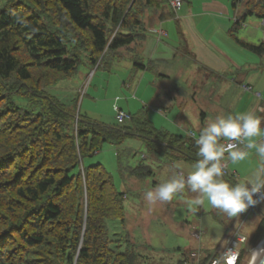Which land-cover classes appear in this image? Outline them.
Instances as JSON below:
<instances>
[{
  "label": "trees",
  "instance_id": "16d2710c",
  "mask_svg": "<svg viewBox=\"0 0 264 264\" xmlns=\"http://www.w3.org/2000/svg\"><path fill=\"white\" fill-rule=\"evenodd\" d=\"M154 14L173 17L169 0H0V264H141L128 235L122 239L108 226L112 219L124 224V194L102 164L80 166L81 159L103 143L139 138L153 154L195 163V141L156 129L142 114L105 124L47 89L81 64L107 66L121 51L146 68L134 50ZM249 15L264 18V0H244L234 30ZM233 38L264 53V42ZM120 172L153 175L142 161ZM263 233L264 215L252 238L245 234L235 264H244L247 247Z\"/></svg>",
  "mask_w": 264,
  "mask_h": 264
},
{
  "label": "rangeland",
  "instance_id": "374dc122",
  "mask_svg": "<svg viewBox=\"0 0 264 264\" xmlns=\"http://www.w3.org/2000/svg\"><path fill=\"white\" fill-rule=\"evenodd\" d=\"M241 10L242 5L239 7V12ZM201 21L205 25L207 24L206 20ZM216 22L212 20L210 25L215 28ZM261 24L260 18L249 15L236 34L242 39L258 44L264 40V35L259 29ZM207 35L210 36L211 32ZM234 49L236 50L234 53L230 52L237 57L242 66L241 71L236 68H231V70L233 74H236H234L235 76H238V79L244 80L243 83L251 84L253 93L242 91L231 83V87L219 100L218 97L209 96L211 87L221 84L218 82L219 78H222L224 82L228 80L225 79V76L216 77L218 79L216 83L208 76L206 79L210 81L211 85L209 82L205 84L203 80H199L200 77H198L192 62L183 56L176 59L170 58L166 62H151V65L154 66H151L150 70L146 72L141 88L148 78L155 77L156 81L153 86L160 91L159 100L161 101L158 100V102H148L152 98H148L149 95L147 96L141 89L136 93L135 90H129L122 85L123 81L132 83L135 80L138 83V76L126 70L127 66L131 67L132 64L128 57L120 59L110 57L107 60L109 64L106 67L102 65L97 70L86 64H81L73 77L62 79L47 90L64 102L75 99L76 107L80 113L105 124L115 122L113 106L135 112L143 106L140 101H145L147 103L144 106V113L141 112V114L143 113L147 118H153L156 127L186 135V129L199 131L217 115H236L252 111L259 116L257 111L261 108L259 105L261 97L264 98V57H259L240 47L234 46ZM138 55L147 63L146 51L143 54L138 53ZM204 59L208 63L210 62L209 64L213 67H220L224 64L225 66L221 67L229 68L224 61L216 65V62L219 63L216 57L210 56ZM203 60L199 61L203 62ZM231 73L229 74L231 75ZM160 74H166L169 78L166 80ZM194 76H197V81H194ZM192 83L193 86H191ZM164 84L170 86V94H166L168 89H162ZM195 85H197L196 89H192ZM256 92L261 96L255 95ZM164 96L167 99L162 101ZM192 97L194 101H192ZM135 101L140 104L133 106ZM161 102H164L165 105L169 103L171 106V109L170 107L164 109L166 116L161 115L158 111L161 109L159 106ZM198 110H202L206 114L202 125ZM179 114H182L179 118L184 123L181 130L176 128L177 124L174 122ZM185 117L187 118L186 122ZM139 161L151 165L152 176L138 180L120 172L121 167H134ZM97 163L102 164L110 173L116 190L125 196L123 200L125 222L122 225L120 220H109V229L111 232H116V236L122 237V239L123 236L128 235L129 240L133 242V248L140 254L141 264H183L181 261L185 251L211 249L213 252L222 246V241L221 243L219 241L223 235L228 234L235 226H239L242 233L252 238L254 229L263 218L264 199H261L256 204L257 206L249 207L237 217L229 218L220 210L212 208L207 200L202 205L191 204L190 201L196 199V194L189 191L187 187L183 192L175 194L171 201L149 203L145 199L146 191L153 190L159 183L170 179L177 173L182 172L187 175L191 171L193 163L186 160L171 161L164 155L153 154L147 149L146 144L137 138H126L120 145L103 143L96 153L83 156L80 166ZM262 166H264V161L252 150L246 159L235 164L229 162L228 168L230 171H234L238 180H242L251 176ZM217 218H221L227 223L230 221L231 227L226 228V225H223L224 223H221ZM200 232H203L204 235L202 234L198 240L193 233L199 234ZM263 239L264 233L258 238L255 237L256 241L247 247L248 255H245L244 264H248L249 249L258 246ZM222 248L223 246L219 250Z\"/></svg>",
  "mask_w": 264,
  "mask_h": 264
},
{
  "label": "crops",
  "instance_id": "0c3cea01",
  "mask_svg": "<svg viewBox=\"0 0 264 264\" xmlns=\"http://www.w3.org/2000/svg\"><path fill=\"white\" fill-rule=\"evenodd\" d=\"M239 7L234 8L232 0H182L180 8L176 12H174L173 17L166 18L163 20H159L156 14L149 17L148 18L149 25L147 27L146 37L143 41H141L135 46V50H134L139 58L138 60L141 61V63H143L144 65H146V68L141 69L135 66V64L133 63L132 53H126V51H121L120 53H118V54H122L120 57H117L118 59L128 57L130 61L132 62L131 67L127 66L126 68L127 72H131L132 74H135L138 76L137 78L138 83L135 80L132 83H128V81H123L122 85H124L129 90H132V89L135 90L136 93L141 89V91L145 92L147 96L149 95L148 98L149 97L152 98V100L148 102H152V101L158 102L160 91L153 86V84H155V81H156L155 77H152V79L148 78L147 82L141 88L143 78L145 77L146 72L150 70L151 66H154V65H151V62H155V61L166 62L170 58L176 59L177 57L183 56L192 62V65L195 67V71L198 77H200L199 80L200 81L203 80L205 84H208L209 82V84L211 85L210 81L206 79L208 76H209V79L214 80L216 83L218 80L217 78L219 77L225 76V79L228 80L224 82L222 78H219L218 82H220L221 84L219 86L217 84L211 87L209 96L218 97V100H219V98H221L222 96L226 94L228 88L231 87V83L232 85L235 84L236 87L242 91L253 93V87L251 86V84L243 83L244 80L242 78L238 79L237 78L238 76H235L236 74L234 73L235 74L234 75L231 70V68H236V69H240L241 71V66H242V63L237 59V57H235V55L231 53V52L234 53V51H236L234 49V46L240 47L244 50L249 51L248 49L239 45L237 41L233 38V35L242 41L255 44L253 42H249L237 36L236 32L239 27L237 28V30H234V18L240 14ZM260 19L262 20V24L259 27V29L264 35V18H260ZM201 20H206L207 24L205 25ZM212 20L217 21L216 22L217 25H215V28L210 25V22ZM209 32H211L210 36L207 35ZM217 35L218 37L219 36L220 37L218 38ZM260 42H264V40H261ZM145 51L147 52V56H148L147 63H145L142 60V58L138 55V53L143 54ZM256 55L259 57H264V53L261 55H258V54ZM206 56L216 57L219 60V63L216 62V65H219L220 63H223L224 61L225 64H228L229 68L221 67L222 65L225 66L224 64H222L220 67H213L212 65L209 64L210 62L208 63V61L204 59V58H207ZM199 60H203V62ZM229 73H231V75ZM160 75L166 80L169 78V76L166 74H160ZM193 79L194 81H197V76H194ZM248 82H251V81H248ZM150 85L152 86L150 87ZM191 86H193V83ZM196 86L197 85H195L194 88L192 89H196ZM169 88L170 86L165 85V84L162 86V89H168V91H166V94H170ZM254 94L259 97L261 96L260 93H257V92ZM165 99L167 98L164 96V98H162V101H165ZM192 101H194L193 97H192ZM140 102L143 106L135 112H132L129 109L125 110L124 108H117L116 106H113V110L114 112H116V110L120 109L129 114H141V112L144 111V106L147 102L145 101L143 102L140 101ZM140 102L138 103L135 101L133 103V106L134 105L138 106ZM159 104H160L159 106L161 109H158V111L160 112L161 115L166 116V112L164 109H169V107L171 109V106L169 105V103H166L165 105L164 102H161ZM259 105L261 106V108L258 109L257 113L259 114V117L263 119L264 117V98L261 97V101ZM197 112L199 115L200 124L202 125L203 121L205 120L206 114L202 110H198ZM181 116L182 114H179L174 121L177 124L176 128L178 130H181L180 128L184 126V123L179 118ZM144 117H146V115ZM147 119L151 122V124L156 129L164 130L171 134L181 135V133H173L167 129L156 127L154 125L153 118L151 117H148ZM186 121H187V118L185 117V122ZM171 161H174V160H171ZM176 161H179V160H176ZM229 162H228V166H229ZM232 172L234 173V171ZM138 180H141V179H138ZM217 219L221 223H224L223 225H226V228L229 229L231 227V225L229 224L230 221L227 223L221 218H217ZM202 234L204 235L203 232H200L199 234L193 233V235L198 240H200ZM225 235H223V237L220 239L219 241L220 243L221 241L223 242V238Z\"/></svg>",
  "mask_w": 264,
  "mask_h": 264
},
{
  "label": "clouds",
  "instance_id": "9594fccd",
  "mask_svg": "<svg viewBox=\"0 0 264 264\" xmlns=\"http://www.w3.org/2000/svg\"><path fill=\"white\" fill-rule=\"evenodd\" d=\"M264 120L252 111L236 115H217L195 139L198 159L191 171L173 175L158 184L153 190L145 192V199L151 204L168 202L185 188L196 194L190 201L202 205L205 200L215 209L229 218L237 217L249 207L264 199V166L258 168L251 176L230 182L226 175L227 162L233 164L246 159L252 150L264 161ZM224 140L226 143H221ZM264 250H253L248 264H257ZM237 253L234 249L221 254L217 264H235Z\"/></svg>",
  "mask_w": 264,
  "mask_h": 264
},
{
  "label": "built area",
  "instance_id": "2783aa9c",
  "mask_svg": "<svg viewBox=\"0 0 264 264\" xmlns=\"http://www.w3.org/2000/svg\"><path fill=\"white\" fill-rule=\"evenodd\" d=\"M236 2H237V8H238L239 6L242 5L244 0H236ZM181 3H182V0H169V5L173 12H176L180 8ZM236 19L237 17L234 18V20ZM129 118H130L129 113L123 110H120V109L116 110L115 112L116 123L123 124ZM199 132L200 130L196 131L194 129H186V136L195 141V139L198 138L199 136ZM221 143H226V141L222 140ZM228 162H227V167H226V175L236 177V175L232 171L229 170ZM262 195H264V192H262ZM246 243H247V236L240 231L239 226H235V227H232L230 232L224 236L223 242H222V246H223L222 250H219L222 247L220 246L213 252H211V249L207 250V252L199 251V250L191 251V253L188 256L187 261L184 260L183 264H217V261L220 260L221 258V254L229 249H234V251L238 254L237 255V259H238L241 249L243 248V246L246 245ZM254 248L249 249L250 254L252 253Z\"/></svg>",
  "mask_w": 264,
  "mask_h": 264
},
{
  "label": "water",
  "instance_id": "95a60500",
  "mask_svg": "<svg viewBox=\"0 0 264 264\" xmlns=\"http://www.w3.org/2000/svg\"><path fill=\"white\" fill-rule=\"evenodd\" d=\"M262 250H264V247L262 248ZM257 264H264V254L260 255V257H259V259L257 261Z\"/></svg>",
  "mask_w": 264,
  "mask_h": 264
},
{
  "label": "bare ground",
  "instance_id": "6f19581e",
  "mask_svg": "<svg viewBox=\"0 0 264 264\" xmlns=\"http://www.w3.org/2000/svg\"><path fill=\"white\" fill-rule=\"evenodd\" d=\"M264 247V239L260 242L259 246L254 248V250L260 249L262 250V248ZM253 252V251H252Z\"/></svg>",
  "mask_w": 264,
  "mask_h": 264
}]
</instances>
